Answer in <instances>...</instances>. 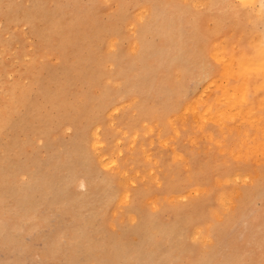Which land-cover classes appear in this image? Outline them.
Returning a JSON list of instances; mask_svg holds the SVG:
<instances>
[{"label":"rangeland","instance_id":"rangeland-1","mask_svg":"<svg viewBox=\"0 0 264 264\" xmlns=\"http://www.w3.org/2000/svg\"><path fill=\"white\" fill-rule=\"evenodd\" d=\"M146 1L0 0V264H100L97 259L109 255V247L113 248L109 249L111 264H132V260L119 259L113 244L119 240L131 245L144 243L145 233L136 230L140 213L157 215V221H145L154 220L159 228L174 221L182 209L177 218L180 232L189 228V235L169 237L162 227L152 229L163 241L160 250L150 247L163 255L159 264L188 260L197 264L213 249L218 252L208 264H219L221 256L232 252L250 264L264 260V192L229 217L241 204L251 182L248 176L264 165V136L256 127L239 123L238 135L235 129L222 131L212 123L198 125L201 118L184 113L187 102L199 98L201 103L208 102L216 95L215 84L204 75L217 69L209 51L213 40L205 50L202 67L191 60L178 70L170 53L171 45L181 37L182 17L189 14H220L222 26L231 35L229 26L237 20L229 13L231 1L214 0L216 4L209 8L205 5L209 0L196 4L191 0ZM150 18L148 38L153 40L151 47H146L154 49L142 63L137 60L140 46L135 33ZM211 20L203 19L205 32ZM164 26L172 32H165ZM255 27L264 39V27L258 22ZM185 30L190 37L188 22ZM182 39L189 43L186 49L195 47L193 40ZM160 47L166 49L161 56L155 54ZM170 83L181 96L164 99L161 84L175 87ZM128 88H138V97L122 96L121 91ZM252 111L258 110L248 112ZM245 128L251 138L256 133L255 140H261V146H256L249 137V150L252 144L254 149L259 146L249 151V156L238 153L245 148ZM96 129L100 131L98 142ZM16 162L22 170L14 176ZM88 186L90 192L85 194ZM231 189L237 193L232 194ZM135 206L140 213L130 210ZM197 214L201 220L194 219ZM91 245L93 251L88 249ZM76 247L84 248L79 255L81 263L71 255L69 258L68 251ZM177 247L175 261L170 256ZM186 248L193 250L191 256L179 260Z\"/></svg>","mask_w":264,"mask_h":264},{"label":"bare ground","instance_id":"bare-ground-1","mask_svg":"<svg viewBox=\"0 0 264 264\" xmlns=\"http://www.w3.org/2000/svg\"><path fill=\"white\" fill-rule=\"evenodd\" d=\"M38 1V0H37ZM146 1V0H145ZM166 1V0H165ZM170 1V0H169ZM204 0H191L190 2L192 3H200ZM216 3H217V0H215ZM231 3L229 5L230 7V14L233 15L234 17H236V21L234 22L233 25L229 26V29L232 31L231 32V35L228 36V33L225 31L226 28H224L222 25H223V18H222V15L220 14H214V13H210L208 16L204 17L201 13L199 14V16H195L194 14V17L192 16L193 14H189V16H184L182 17L183 19V22H182V25L179 27L180 30H181V37L179 35H177L179 39V41H176L173 45H171V57H172V62H177L176 64V67L178 65V70H181V66L186 64L185 62H188V61H191L193 60V62L195 61L197 66L198 67H202L203 65L206 64V61L204 59V56H205V50L207 49L208 45H210V41L213 40L211 42L212 44V48L211 50H209L211 52V55L213 54L215 60H216V63H213V64H216L217 66V69L214 70V71H211V70H208L204 73L205 75V78L209 80V83H214L216 87L215 88V91H216V95L214 98H210L209 101L207 102V100L203 103H201L200 101L201 100H197L196 102L194 103H191V102H187L185 107H184V113L185 114H192L193 116L195 117H198V118H201L202 122H200V124L198 125H203L204 124H208V123H212L213 125L217 126V129L219 127L220 130H227V129H235L237 130L239 127H238V124L239 123L240 125H243V126H246L248 128V126H252V127H256L260 133H261V136H264V71H261L262 67H264V39L262 37V35H260L259 32H257V29H256V24H257V20H258V16L256 14H253L251 17H249L247 14H244V15H241V16H238L235 14V10L234 8L232 7L233 5L237 4L239 2V0H230ZM229 1V2H230ZM52 2V1H51ZM149 3V0L146 1ZM168 2V0H167ZM214 0H209L208 2L204 1L205 5L209 8L210 6H212V4H216V3H213ZM224 2V1H223ZM227 2V1H226ZM219 3V2H218ZM255 3L257 4V8H256V13L259 12V3H260V0H255ZM150 5V4H149ZM144 6V9H147V7ZM147 6V5H146ZM196 7L198 5H195ZM205 6V7H206ZM226 6V5H224ZM227 6V7H228ZM150 7V6H149ZM152 7V5H151ZM180 7V6H179ZM226 7V8H227ZM224 8V7H223ZM204 9V8H203ZM225 9V8H224ZM54 10V9H53ZM197 10V9H196ZM210 10V9H209ZM114 11V10H113ZM195 11V10H194ZM205 11V10H204ZM212 11V10H211ZM218 11V9H217ZM219 11H221V9H219ZM176 12V11H175ZM198 12V11H197ZM223 12V11H222ZM227 12V10H226ZM225 11L223 13L227 14ZM120 14V13H119ZM149 16H150V13H148ZM151 14H154V11L151 12ZM224 14V15H225ZM96 15V14H95ZM145 15V14H144ZM170 15H171V12H170ZM169 15V17H170ZM229 15V14H228ZM118 16V15H117ZM132 16V15H131ZM147 15V17H149ZM177 16V15H176ZM233 16H232V19H233ZM123 17V15H122ZM203 17V18H201ZM225 17V16H224ZM44 18V17H43ZM91 18V17H90ZM177 18V17H176ZM231 18V17H230ZM28 21H32V18L30 19V17L27 18ZM127 19V18H126ZM146 19V18H144ZM144 19H143V22H144ZM179 19V18H178ZM203 19L206 20H210L212 19V24L208 25L209 26V30L208 31H204V29H202L203 27ZM227 18H225L226 20ZM235 19V18H234ZM97 20V19H96ZM117 20V19H116ZM125 20V19H123ZM155 20V18L153 19ZM229 20V19H228ZM178 21V20H177ZM162 22V21H161ZM166 22V21H164ZM186 22H188L190 24V28H191V34H190V37L187 36L185 34L186 30H185V27H186ZM233 22V21H232ZM136 23V22H135ZM151 23V18L148 19V21L146 20V22H144L143 25H141L138 30H137V33H135V35L137 34V36L135 37L134 40H136L137 42H139V45L140 48L138 51V61L140 62H144V59L146 58L145 55L146 54H149L150 51L153 52L152 50L148 49L146 46H149L151 47V44H152V40L153 38L151 37L150 39L148 38L149 34H150V30H149V27H150V24ZM228 23V22H227ZM121 24V22H120ZM141 24V23H140ZM138 25V24H136ZM229 25V24H228ZM165 27V26H164ZM176 29L178 28V26H175ZM227 27V25L225 26ZM173 28V27H172ZM34 29H35V25H34ZM151 29V28H150ZM175 29V28H174ZM38 30V29H37ZM85 30V29H84ZM115 31L116 30V27L114 29ZM135 30V29H134ZM160 30V29H159ZM163 30V29H162ZM120 31V30H119ZM164 31L165 32H172L171 31V28L169 29V27H165L164 28ZM121 32V31H120ZM159 32V31H158ZM194 32V33H193ZM118 35H119V32H117ZM161 33V32H160ZM180 33V32H179ZM178 33V34H179ZM211 33H212V38H211ZM97 34V33H96ZM99 34V33H98ZM97 34V35H98ZM163 34V33H162ZM117 35V37H119ZM167 37H168V40H170V35L166 34ZM101 36V35H100ZM102 37V36H101ZM182 37H186V38H189L191 39V42L192 40L195 42V47L194 48H191V49H186L188 48L187 47V44H189L188 42H186V40H183ZM177 38V39H178ZM117 39V38H116ZM45 40V39H44ZM118 40V39H117ZM51 41V40H50ZM121 42V41H120ZM174 42V41H173ZM66 44V43H65ZM118 44V43H117ZM154 46V45H153ZM143 47V48H142ZM191 47V46H190ZM98 48V46H97ZM96 48V49H97ZM158 48V47H157ZM169 48V47H168ZM117 49V48H116ZM115 49V50H116ZM160 49L162 50H158L155 51V54L156 55H160V54H163L166 49L163 50V47H160ZM148 50V51H147ZM150 50V51H149ZM168 50V49H167ZM63 51H65L63 49ZM124 51V50H123ZM136 51V52H137ZM69 52V51H68ZM149 52V53H148ZM209 52V53H210ZM94 54V53H93ZM136 54V53H135ZM61 56V55H60ZM120 56V55H119ZM117 56V57H119ZM147 56V55H146ZM161 56V55H160ZM159 56V57H160ZM212 56V57H213ZM108 57V56H107ZM167 57V56H166ZM69 58V57H68ZM136 59V58H135ZM166 59V58H164ZM151 60V59H150ZM213 61V60H211ZM63 62V61H62ZM74 62V61H73ZM147 62V61H146ZM215 62V61H214ZM129 63V61H128ZM160 63V62H159ZM138 64V63H137ZM154 64V63H153ZM119 65V64H118ZM117 65V66H118ZM121 65V64H120ZM123 65V64H122ZM147 65V64H146ZM158 65V64H156ZM64 67V66H63ZM69 67V66H68ZM175 67V68H176ZM180 67V69H179ZM71 68V67H70ZM91 68V67H89ZM121 68V67H120ZM126 69V67H124ZM150 68V67H149ZM184 68V66H183ZM117 69V67H116ZM131 69V68H130ZM156 69V68H155ZM190 69V67L188 68ZM89 70V69H88ZM132 70V69H131ZM134 70V69H133ZM176 70V69H174ZM105 71V70H104ZM112 71V70H111ZM124 71V70H123ZM98 72V71H97ZM107 72V70H106ZM105 72V73H106ZM113 72V71H112ZM111 72V73H112ZM129 72V71H128ZM132 72V71H130ZM189 72V71H188ZM192 72V71H191ZM99 73V72H98ZM103 72V74H105ZM108 73V72H107ZM150 73V72H148ZM147 73V75H149ZM125 74V73H124ZM131 74V73H130ZM194 74V73H193ZM208 74V75H207ZM68 75V74H67ZM70 75V74H69ZM84 75V74H83ZM102 75V74H101ZM107 75V74H106ZM112 75V74H111ZM114 75V74H113ZM117 75V74H116ZM175 75V74H174ZM109 76H110V73H109ZM202 76V75H201ZM200 76V77H201ZM68 77V76H67ZM102 77V76H101ZM108 77V76H107ZM114 77V76H113ZM112 76L110 77L111 79L113 78ZM131 77V76H130ZM199 77V76H198ZM109 78V79H110ZM120 78V77H119ZM118 78V79H119ZM123 78V77H121ZM126 78V77H125ZM149 78V76H148ZM86 79V78H85ZM103 79V78H102ZM101 79V80H102ZM110 79V81H111ZM176 79V78H175ZM79 80V79H78ZM87 80V79H86ZM186 80V78H185ZM189 80V79H188ZM206 80V81H207ZM187 81V80H186ZM83 82V81H82ZM111 83V82H110ZM94 84V83H93ZM112 84V83H111ZM153 84V83H151ZM170 84H173L174 83H170ZM208 84V83H207ZM121 85V84H120ZM119 85V86H120ZM131 85V84H130ZM156 84L154 83V86ZM80 86V85H79ZM113 86V84H112ZM161 89H160V95H163L164 96V99L165 97H167V95H174V94H178L177 92V86L175 87H171V86H166V84H161ZM209 87L211 85H208ZM213 86V85H212ZM117 88V85L115 86ZM126 87V86H125ZM133 87V86H132ZM151 87V86H150ZM119 88V87H118ZM183 88V87H181ZM180 88V89H181ZM110 89V88H109ZM105 90V89H104ZM183 91V89H182ZM180 91V92H182ZM210 91V90H209ZM122 93H124L122 96H125L127 98H136L138 97V94L140 93V90L138 88H128L124 91H121ZM136 92H139L138 94H136ZM144 93V91H143ZM181 94H184V93H181ZM102 95V94H100ZM179 95V94H178ZM214 95V94H213ZM251 95H252V98H251ZM116 96V95H115ZM140 96V95H139ZM143 96V95H141ZM162 96V97H163ZM181 96V95H179ZM97 97V96H96ZM119 97V96H118ZM168 97V98H169ZM198 98V96H196ZM120 99V98H119ZM123 99V98H122ZM121 99V100H122ZM127 100V99H126ZM125 100V101H126ZM100 101V100H99ZM125 101H122V102H125ZM136 101V100H135ZM138 101V99H137ZM143 101V100H142ZM146 101V99H145ZM127 102V101H126ZM140 102V101H139ZM181 102V101H180ZM105 103V102H104ZM132 103H135L134 101ZM119 104V103H118ZM117 104V105H118ZM150 104V103H149ZM176 104V102L174 103ZM140 105V104H139ZM114 106V105H113ZM138 106V105H137ZM176 106V105H175ZM174 106V108H175ZM83 107V106H82ZM94 107V106H93ZM159 107V106H158ZM143 108V107H142ZM141 108V109H142ZM257 109L258 111L254 114L253 111L252 113L255 115V117L253 116V114L249 113L248 111L250 109ZM140 110V109H139ZM143 110H146L145 107ZM256 111V110H255ZM142 112V111H141ZM251 112V111H250ZM143 113V112H142ZM155 113V112H154ZM145 114V112H144ZM156 114V113H155ZM155 114H152L151 117H154ZM183 114V113H182ZM134 115V114H133ZM132 115V116H133ZM160 115V114H159ZM158 115V116H159ZM143 118L147 117L148 116V111H147V115H141ZM150 116V115H149ZM161 116V115H160ZM171 116V115H170ZM173 116V115H172ZM261 117L263 119V123L261 122V124H263L261 126L260 124V121H259V118L258 117ZM120 117V116H118ZM123 117V116H122ZM121 118V117H120ZM156 118H159V117H156ZM184 118V117H183ZM118 119V118H117ZM122 119V118H121ZM135 119V118H134ZM133 119V120H134ZM140 119V118H139ZM148 119H151V118H148ZM166 119V118H165ZM164 119V120H165ZM186 119V118H185ZM184 119V120H185ZM144 120V119H143ZM157 120V119H155ZM180 120V119H179ZM190 120V119H189ZM197 120V119H196ZM181 121V120H180ZM139 122V121H138ZM248 122H250L248 124ZM103 124V123H102ZM126 124V123H125ZM140 124V123H139ZM251 124V125H250ZM252 124H255L252 125ZM95 125V124H94ZM93 125V126H94ZM132 125H130L131 127ZM142 125H140L141 127ZM261 126V127H260ZM135 127V126H134ZM133 127V128H134ZM207 127V126H206ZM210 127V125H209ZM260 127V128H259ZM77 128V127H76ZM93 128V127H92ZM132 128V129H133ZM144 128V127H143ZM244 128V127H243ZM136 129V127H135ZM206 129V128H205ZM204 129V130H205ZM187 130V129H186ZM210 129H208L209 131ZM239 130V129H238ZM236 131L237 134L235 133V135H238L239 134V131ZM263 130V131H262ZM192 131V129H191ZM215 131V130H214ZM255 131V130H254ZM133 133V131H131ZM190 132V131H189ZM202 132V131H201ZM219 132V131H218ZM229 132V131H227ZM244 132V139H243V144L245 146L244 149H241L240 151H238L239 154H242L244 153L245 155H248L249 154V151H253V147H256L257 144L259 146H261L260 142L261 140H255L257 139V137H253L255 136V134L252 136V138L250 137L251 135H249L248 133V129L245 128V130H243ZM135 133V132H134ZM202 134V133H200ZM263 134V135H262ZM94 135H95V138H97V142L98 140L100 141L99 139V135H100V131L98 129H96L94 131ZM131 135V134H130ZM223 135V134H222ZM257 135V134H256ZM203 136V135H202ZM207 138L209 137V135H206ZM224 137V136H223ZM238 137V136H237ZM249 137L250 139H253L254 142L256 141V146L254 144H252L253 146H251V150L250 149V143H249ZM120 138V137H119ZM128 138V137H127ZM233 139V137H232ZM231 139V140H232ZM215 140V139H214ZM238 140V139H237ZM82 141V140H81ZM161 141V140H160ZM102 142V141H101ZM221 142V141H220ZM236 142V141H234ZM163 143V142H162ZM213 144V143H212ZM226 144V143H225ZM258 146V147H259ZM264 146V144H263ZM223 147V145H222ZM257 147V148H258ZM80 148V147H79ZM237 148H239L237 146ZM237 148H235L237 150ZM249 148V149H248ZM255 148L254 150L256 151ZM260 149V148H259ZM88 150V149H87ZM218 150V149H217ZM89 151V150H88ZM186 151V150H185ZM258 151V150H257ZM263 151V150H262ZM76 152V151H75ZM90 152V151H89ZM230 152V151H229ZM236 152V151H235ZM237 153V155H238ZM255 153V152H254ZM236 154V153H234ZM233 154V155H234ZM251 154V153H250ZM262 154H264V151L262 152ZM85 155V154H84ZM256 155H259V154H256ZM255 155V157H256ZM98 156V155H97ZM160 156V155H159ZM241 156V155H240ZM249 156V155H248ZM223 157V156H222ZM246 157V156H245ZM244 157V158H245ZM254 157V156H253ZM254 157V158H255ZM225 158V157H224ZM236 158V157H235ZM243 159V157H242ZM220 160V159H219ZM218 160V161H219ZM240 160V157L239 159ZM253 160V159H252ZM259 160V159H258ZM258 160H255V161H258ZM168 162V160H166ZM221 161V160H220ZM219 161V162H220ZM243 161V160H242ZM245 161V160H244ZM254 161V160H253ZM214 162H216L214 160ZM223 162V161H222ZM238 162V161H237ZM261 162V161H260ZM259 162V163H260ZM109 163V162H108ZM217 163V162H216ZM226 162H224L225 164ZM247 163V162H246ZM264 163V162H263ZM218 164V163H217ZM228 164V163H227ZM14 167H15V170L16 172L14 173V176L17 175V173H20V169L22 170V165L21 167L18 165V163L16 162V164H13ZM257 165V164H256ZM211 166V165H210ZM221 166V165H220ZM241 166V165H240ZM191 167V166H190ZM219 167V166H218ZM246 167V165L243 167H240L242 170H244V168ZM116 168V167H115ZM216 168V167H215ZM214 168V170H215ZM239 168V167H238ZM130 169V168H129ZM169 169V168H168ZM240 169V170H241ZM256 169V168H254ZM25 170V169H24ZM191 170V168H190ZM239 170V171H240ZM169 171V170H168ZM237 171V170H236ZM172 172V171H171ZM191 172V171H190ZM206 172V171H205ZM217 172V171H216ZM221 172V171H220ZM242 172V171H241ZM23 173V172H22ZM193 173V172H192ZM215 173V172H214ZM228 173L230 174V172L228 171ZM125 174V173H124ZM225 175H227L225 172H224ZM242 174V173H241ZM173 175V174H172ZM223 175V174H222ZM247 175V174H246ZM244 175V176H246ZM249 175V174H248ZM192 176V175H191ZM235 176V175H233ZM243 176V174H242ZM241 176V177H242ZM250 177V180L251 182H248V185L247 187H245V190L241 196V199H240V203L238 206H235L236 208L234 209V211L232 212V215L229 217H232L237 213V211L241 210L243 207H245L246 204H249L248 201H250L254 196H258L256 195L257 193L259 192H264V165L260 167V170L257 171L254 175H250L248 176ZM185 179V178H184ZM82 180V179H81ZM209 180V179H208ZM236 180V179H235ZM50 181V180H49ZM76 181V180H74ZM144 181V180H143ZM186 181V180H185ZM201 181V180H199ZM83 182L86 183V185H88L90 183L89 179L87 177H83ZM173 182V181H172ZM167 183H168V180H167ZM166 183V184H167ZM90 185V184H89ZM225 185V184H224ZM14 187V186H13ZM61 187V186H60ZM237 189V187H235ZM212 189V188H211ZM220 189V188H219ZM7 190V189H6ZM239 190V189H238ZM18 191V190H16ZM210 191V190H209ZM232 191V189H231ZM240 191V190H239ZM90 191H89V186H88V189L85 191V194H88ZM235 191H232V194L234 193ZM241 192V191H240ZM35 193V192H34ZM228 193V192H227ZM226 193V194H227ZM237 193V192H235ZM207 194V193H206ZM32 195V194H31ZM41 195V194H40ZM231 196V193L229 194ZM239 195V194H238ZM127 197H129V194L126 195ZM205 196V195H204ZM215 196V195H214ZM30 197V196H29ZM259 197V196H258ZM75 197H73L74 199ZM227 198V196H226ZM257 198V197H256ZM28 199V198H27ZM190 199V198H189ZM236 199V198H234ZM255 199V198H254ZM253 199V200H254ZM164 200V199H163ZM253 200L251 203H253ZM196 201V200H195ZM25 202V201H23ZM220 203V202H219ZM250 203V204H251ZM175 204V203H173ZM238 204V203H237ZM134 206V205H133ZM134 209L135 212H139V209L138 207H130V210ZM264 209V208H263ZM184 210V209H182ZM182 210L181 211H177L176 213V219L174 221H172L169 225L164 224V225H161L160 227H162V230H168L169 233H165L166 236H169V237H173V235L175 236V234H179L182 232H180V227H179V224L180 222L177 220V218H179L178 216H180V214L182 213ZM233 210V209H232ZM255 210V209H254ZM259 210V209H257ZM224 212V211H223ZM255 211H252L251 213H253ZM198 213V211H197ZM227 213V211H226ZM199 214V213H198ZM197 214L198 217H193L195 220H197L198 218L201 220V216L199 217V215ZM244 214V213H243ZM257 215V214H256ZM195 216V215H194ZM245 216V215H244ZM250 216V215H248ZM254 216V214H253ZM260 216V214H259ZM140 217H141V222L140 224H138V227L136 228V230L138 231V233L140 232H144L145 233V240H144V243H141L140 244H137V245H131V244H128L126 242H123V241H120L116 244H113L114 246V249L115 251H117V254L119 256V259H121L123 262L125 260H132V264H159L160 263V260H161V257L163 256L161 254V252L158 253L157 250H160L162 249V242L160 241V238L157 237V234L156 232L152 231V229H159L158 226H156V221H157V215L156 217H151V216H148V217H145V216H142V214L140 213ZM228 217V216H227ZM243 217V216H242ZM251 217V216H250ZM147 218H156V221L155 223L150 220L151 222H148V221H145L147 220ZM235 218V217H234ZM139 219V218H138ZM203 219V218H202ZM228 219V218H227ZM188 220V219H187ZM193 220V221H195ZM236 220V218H235ZM249 220V219H248ZM252 220V219H251ZM159 221V220H158ZM190 221V220H189ZM243 221V220H242ZM200 223V222H199ZM264 223V222H263ZM158 224V223H157ZM162 224V223H161ZM246 224V223H245ZM249 224H251L249 222ZM181 225V224H180ZM182 225H185V223H182ZM200 226V225H199ZM205 228V227H204ZM202 228L204 230V233H205V229ZM187 230L184 231L183 233H181L182 235L185 233L186 235H189V228H186ZM211 229V228H210ZM247 229V228H246ZM256 229V228H255ZM263 229V228H262ZM162 230L161 233H162ZM182 230V229H181ZM135 231V230H134ZM167 231V232H168ZM255 231V230H254ZM206 233H207V229H206ZM163 234V233H162ZM251 234V233H250ZM184 235V236H186ZM205 236V234H203ZM264 235V234H262ZM208 238V237H207ZM258 239V238H257ZM264 239V238H263ZM264 242V241H263ZM74 244V243H73ZM108 244V243H107ZM111 245V244H110ZM156 246V249H150L151 246ZM177 245V244H176ZM181 245V244H180ZM214 245V244H213ZM212 245V246H213ZM108 246V245H106ZM95 246L91 245L88 247L89 250L93 251ZM106 248V247H105ZM212 248V247H211ZM77 249V247H76ZM74 249V250H70L68 251L69 253V258H70V255L72 257V259H75L77 258V261H79L78 263H81L82 260L80 259V252H82V250L84 248H78L77 250ZM110 250H113V248L109 247ZM109 249L107 251V253H109V255L107 254L106 257H99L97 260L100 261V264H111L110 260V254L112 255V252H109ZM228 249V248H227ZM263 250H264V246H263ZM73 252H77L76 256L73 255ZM193 250L190 249V248H186L185 251H183L182 253L184 254L183 256L179 257V260L180 258H182V260L186 257H190L191 254H192ZM218 252V251H217ZM216 250L213 249L211 251H209L207 253V255L205 257H203V259L201 260V257L199 259V261L197 262V264H201L202 262H204L205 264H208L209 261L211 262L213 258H216V254H217ZM79 253V254H78ZM245 253V252H244ZM179 254V248L177 247L175 249V252L171 254L170 257H173L176 256L178 257L177 255ZM230 254V253H229ZM247 254V253H246ZM80 255V256H79ZM105 255V254H104ZM170 255V254H169ZM66 256V254H65ZM165 256V254H164ZM167 256V255H166ZM226 254L223 256H221L219 259H220V262L219 264H247V261L244 260V261H241L233 252L231 253V255H229L228 257H225ZM164 258V257H163ZM173 258H171L173 260ZM94 260V259H93ZM175 260V258H174ZM201 260V261H200ZM88 262H91V260H87ZM113 261V260H112ZM176 261V260H175ZM178 261V260H177ZM216 261L218 262V260L216 259ZM115 262V261H114ZM182 263V262H181ZM203 263V264H204ZM98 264V262H97ZM116 264V263H114ZM165 264V262H164ZM180 264V263H178ZM183 264V263H182ZM184 264H192L191 260H188L186 261V263ZM196 264V263H195Z\"/></svg>","mask_w":264,"mask_h":264},{"label":"snow or ice","instance_id":"snow-or-ice-1","mask_svg":"<svg viewBox=\"0 0 264 264\" xmlns=\"http://www.w3.org/2000/svg\"><path fill=\"white\" fill-rule=\"evenodd\" d=\"M232 7L235 10V14L238 16L247 14L251 17L253 14H256L258 16L257 22L261 27H264V0H260L258 13H256L257 4L255 0H239V2ZM261 71H264V67H262ZM247 264H250V262H247ZM260 264H264V260H261Z\"/></svg>","mask_w":264,"mask_h":264}]
</instances>
